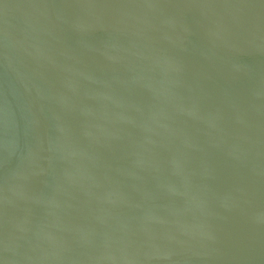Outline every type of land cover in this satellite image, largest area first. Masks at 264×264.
I'll return each mask as SVG.
<instances>
[{
	"label": "water",
	"instance_id": "1",
	"mask_svg": "<svg viewBox=\"0 0 264 264\" xmlns=\"http://www.w3.org/2000/svg\"><path fill=\"white\" fill-rule=\"evenodd\" d=\"M0 264H264V0H0Z\"/></svg>",
	"mask_w": 264,
	"mask_h": 264
}]
</instances>
